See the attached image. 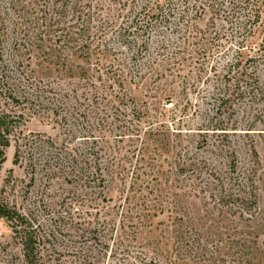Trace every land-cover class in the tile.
<instances>
[{
    "label": "rangeland",
    "instance_id": "1",
    "mask_svg": "<svg viewBox=\"0 0 264 264\" xmlns=\"http://www.w3.org/2000/svg\"><path fill=\"white\" fill-rule=\"evenodd\" d=\"M260 4L262 21L248 43L252 46L264 38V0ZM39 9L38 0H0V109L18 118L0 165V196L48 237L45 254L60 264H76L75 256L88 257L87 264H245L238 255L244 253L242 240L252 249L253 264L260 263L264 116L250 135L212 133L210 122H219L213 73L223 72L225 62L213 55L208 60L199 55L192 37L183 45L168 31L164 41L192 56L178 70L157 67L152 77L140 83L136 78L128 85V98L102 102V111L94 116L74 94L64 100L61 89L68 82L57 84L61 78L55 68L41 63ZM154 46L149 55L155 54ZM235 46L223 35L212 41L215 51ZM145 64L141 60L136 66L144 69ZM42 83L51 84L53 93L42 94ZM231 120L240 123L235 129L244 130V115L232 114ZM252 143L258 153L254 161L249 157ZM19 145L21 158L15 165ZM233 162L239 173L255 165L260 213L255 221L212 200L217 194L212 177L231 182ZM110 218L109 247L86 239ZM123 234L124 241L115 243ZM13 236L0 219V264H24ZM214 245L218 251L212 257Z\"/></svg>",
    "mask_w": 264,
    "mask_h": 264
},
{
    "label": "trees",
    "instance_id": "2",
    "mask_svg": "<svg viewBox=\"0 0 264 264\" xmlns=\"http://www.w3.org/2000/svg\"><path fill=\"white\" fill-rule=\"evenodd\" d=\"M38 4L39 59L42 64L55 68L61 78L57 84L68 82L61 89L64 100H69L72 93L74 99L83 100L81 105L98 116L102 102L109 105L120 97L128 98V85L136 78H140L136 80L140 83L146 76L152 77L157 67L168 68L166 71L180 69L192 55L179 44L164 41L165 33L170 31L184 41L183 45L185 38L192 37L200 48L199 55L202 53L203 57H209L208 60L213 55L218 61L225 62L223 72L213 73L217 101L214 114L219 122L213 126L210 122L212 133L227 135L228 131H244L245 135H250V132L258 131L257 119L264 116V38L254 46L248 43L262 21L260 0H38ZM217 23L223 25L212 33ZM221 35L229 37L237 46L223 51L212 49V41ZM155 38L162 40L153 42ZM152 44H155L153 56L149 55ZM1 46L0 39V52ZM170 49L173 52L168 53ZM141 60L146 61L144 69L136 66ZM1 63L2 57L0 77L3 73ZM210 72L212 74V69ZM211 76L207 79H212ZM41 89L44 95L53 93L49 83H42ZM232 114L245 116L244 130L235 129L240 123L231 120ZM17 119L0 109V165L6 160ZM249 147L253 154H249L250 160L254 161L258 153L253 143ZM20 158L21 145L14 157L15 165L19 164ZM231 168L232 183L221 179V175L212 177V190L217 192L212 200L231 207L235 215L248 222L255 221L260 215L254 183L255 165L251 163L249 170L242 173L238 172L236 162ZM101 181L103 186L104 176ZM0 219L9 224L14 239L22 248L24 264H60V260L45 254L48 237L41 235L33 222L15 207H10L1 196ZM112 220L99 222V227L92 233L94 237L86 239L109 247L107 228ZM121 229L124 231V227ZM122 237L124 241V234L117 235L119 241L115 243H120ZM240 242L244 250V253H238L241 261L253 264L252 249L244 244L245 241ZM217 249L218 246L212 248V257ZM259 255L261 262L258 264H264V242ZM82 257L75 256L76 264H87L89 258Z\"/></svg>",
    "mask_w": 264,
    "mask_h": 264
}]
</instances>
